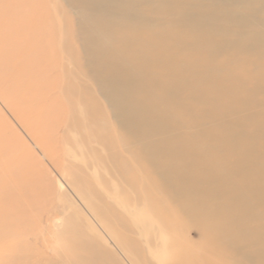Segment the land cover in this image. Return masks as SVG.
<instances>
[{"label":"bare ground","instance_id":"1","mask_svg":"<svg viewBox=\"0 0 264 264\" xmlns=\"http://www.w3.org/2000/svg\"><path fill=\"white\" fill-rule=\"evenodd\" d=\"M50 1L0 0V62L12 89L24 83L4 94L18 121L50 157L42 129L80 132L136 195L125 214L146 205L167 230L164 264H264V0H63V30ZM24 98L43 104L19 110ZM20 163L0 129V264H120L65 210H49L60 242L16 224L28 201L16 192L38 186ZM104 205L93 219L145 264L124 214Z\"/></svg>","mask_w":264,"mask_h":264},{"label":"rangeland","instance_id":"2","mask_svg":"<svg viewBox=\"0 0 264 264\" xmlns=\"http://www.w3.org/2000/svg\"><path fill=\"white\" fill-rule=\"evenodd\" d=\"M55 6L58 7V11L50 12L58 29L63 30L66 6L63 0H52L47 3L48 10H53ZM64 62L72 67L68 61L64 60ZM23 85L24 83L19 80L16 82L15 88L12 89L7 66L4 62H0V129H3L4 134L10 139V144L18 151L20 165L26 170V177L28 174H33L38 184L36 190H29V185L24 183L27 190L19 189L25 194L17 190L16 195H19L18 197L27 196L28 201L21 200L23 202L20 201L16 204L17 208L15 207V211L13 210L14 214L19 215V221L16 224L38 234L40 239L46 238L52 242L63 241L51 234L52 229H61L64 223L61 215H58L62 217L59 221L62 222L61 224L55 226L52 222L53 215L49 213V210L57 207V210H60L59 214L65 210L67 215H72L76 219V222L89 237L101 242L107 250H112L114 258L119 260L120 264H134L133 260H139L136 254H133L130 248H127L128 250L117 249L91 215L94 213V205L105 207L106 202L113 206L117 213L124 214L127 224L125 234L132 238L145 254V264H164L172 261L175 253L172 251L171 238L167 230L162 227L158 218L146 205L125 214L128 201L133 202L136 195L129 190L125 183L119 181L118 175L110 169L109 165L104 168L94 164L95 159L90 152L89 144L84 143L83 135L80 132L71 130L64 137L62 133L59 135L52 133L51 128L42 129L43 134L53 136L54 147L51 150L52 157H50L49 151L23 127L4 97V94L10 93L13 96L24 93ZM42 104L41 101H26L24 98L23 103H19L18 109L35 112ZM33 115L38 121L43 119L41 113ZM91 146L105 154L103 148L98 144H91ZM75 173L84 177V181L80 183V188L84 191L82 194L74 185ZM19 182L21 183V181ZM90 183L95 192L89 190ZM132 198L134 199L132 200ZM161 236L164 238V242ZM195 236V232L189 235L191 238H196ZM182 239L184 240V237ZM195 251L197 254L200 253L198 248H195ZM159 254L164 257L161 262L156 256Z\"/></svg>","mask_w":264,"mask_h":264}]
</instances>
